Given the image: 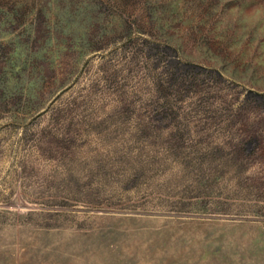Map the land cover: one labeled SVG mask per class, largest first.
<instances>
[{
	"label": "rangeland",
	"instance_id": "obj_1",
	"mask_svg": "<svg viewBox=\"0 0 264 264\" xmlns=\"http://www.w3.org/2000/svg\"><path fill=\"white\" fill-rule=\"evenodd\" d=\"M0 264H264V0H0Z\"/></svg>",
	"mask_w": 264,
	"mask_h": 264
}]
</instances>
